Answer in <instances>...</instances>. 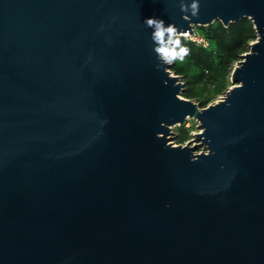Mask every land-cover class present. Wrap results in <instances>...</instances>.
I'll return each mask as SVG.
<instances>
[{
  "label": "water",
  "instance_id": "water-1",
  "mask_svg": "<svg viewBox=\"0 0 264 264\" xmlns=\"http://www.w3.org/2000/svg\"><path fill=\"white\" fill-rule=\"evenodd\" d=\"M199 6L0 0V264H264V0ZM147 18L256 40L201 108ZM189 119L207 152L170 141Z\"/></svg>",
  "mask_w": 264,
  "mask_h": 264
},
{
  "label": "trees",
  "instance_id": "trees-1",
  "mask_svg": "<svg viewBox=\"0 0 264 264\" xmlns=\"http://www.w3.org/2000/svg\"><path fill=\"white\" fill-rule=\"evenodd\" d=\"M201 36L209 42L205 48L196 42L181 37V42L190 52L183 61L169 65L175 75L183 78L186 83L182 91L187 92L186 86L209 85L218 92L226 88L227 77L235 64L241 60L244 52L250 49V43L256 40V32L249 20H239L228 26L214 22L209 26L199 28ZM200 107H205L200 103ZM177 143H183L189 138V130L179 129L175 134Z\"/></svg>",
  "mask_w": 264,
  "mask_h": 264
},
{
  "label": "clouds",
  "instance_id": "clouds-1",
  "mask_svg": "<svg viewBox=\"0 0 264 264\" xmlns=\"http://www.w3.org/2000/svg\"><path fill=\"white\" fill-rule=\"evenodd\" d=\"M200 10L199 0H191L186 3L180 0V11L185 16H198ZM147 28L152 29L151 40L153 51L158 60L157 69L164 65H172L176 61H183L189 55L190 50L181 42V35L174 23L165 24L164 20L158 18H147L144 21Z\"/></svg>",
  "mask_w": 264,
  "mask_h": 264
},
{
  "label": "rangeland",
  "instance_id": "rangeland-1",
  "mask_svg": "<svg viewBox=\"0 0 264 264\" xmlns=\"http://www.w3.org/2000/svg\"><path fill=\"white\" fill-rule=\"evenodd\" d=\"M195 32L197 33V37L201 36L199 28H196ZM184 38L190 39V37H184ZM254 41H252V42H254ZM249 51H250V49L247 50L246 52H244L243 54H246ZM169 70L171 72H173L171 70V68H169ZM173 74H174V72H173ZM181 79L183 80V78H181ZM230 86H231V82H230V75H229L227 77L226 88H225V90L223 92L216 91L213 88V86L209 85V83H206L205 85L201 84V85H197V86L189 85V86H186V88L188 89L187 92H183V93H186V94H182L181 93V97L183 99L194 101L195 103H197L199 105V107L201 106L200 103L203 102L204 103L203 105L205 107H207V106H209L211 104H214V103L218 102L219 100H221V98L224 95V92ZM182 128H186V129L189 130V138H187L183 143H177L176 139H175V136H176L175 134H177L179 132V129H182ZM198 131H199L198 130V123L195 120H193V119H189L184 125L175 126V127L172 128V134L170 135V137H171L170 141L172 143H174V145H179V144L183 145V144H185L186 142H188L190 140V142H191L190 145L194 147V153H196L197 151H199L202 148L200 142L197 141L196 138L194 137V134L196 132H198Z\"/></svg>",
  "mask_w": 264,
  "mask_h": 264
},
{
  "label": "built area",
  "instance_id": "built-area-1",
  "mask_svg": "<svg viewBox=\"0 0 264 264\" xmlns=\"http://www.w3.org/2000/svg\"><path fill=\"white\" fill-rule=\"evenodd\" d=\"M185 37H190V40L196 42L199 45H202L205 48L209 47V42L206 39H204L202 36L197 37V33L196 32L194 33L193 36H190V35L187 34ZM171 73L173 74V72H171ZM188 143L191 144L190 140L188 142H186L185 144H188ZM185 144H183V145H185ZM203 152H207V150L204 147H202L196 153H203Z\"/></svg>",
  "mask_w": 264,
  "mask_h": 264
}]
</instances>
